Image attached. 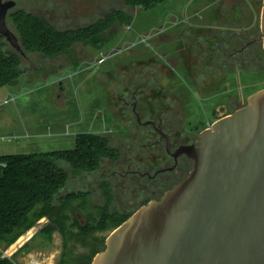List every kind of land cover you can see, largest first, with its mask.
Instances as JSON below:
<instances>
[{"label":"rangeland","instance_id":"1","mask_svg":"<svg viewBox=\"0 0 264 264\" xmlns=\"http://www.w3.org/2000/svg\"><path fill=\"white\" fill-rule=\"evenodd\" d=\"M14 1L12 10L34 13L58 29L86 25L113 9L134 15L131 24L113 27L112 34L107 31V40L99 47L75 44L69 55L51 59L21 49L22 74L15 84L0 88V102L14 96L0 104V123L10 118L0 124V154L68 149L79 132L106 135L118 149L117 160H102L92 173L69 174L61 189L90 191L89 208L103 202L98 187L103 179L112 192L111 209L133 213L148 200L160 198L190 171L191 162L183 156L173 171L152 178L145 175L171 166L172 159L163 139L150 125L137 122L136 114L141 122L159 125L175 148L197 141L202 130L264 88L261 41L244 52L239 51L240 41L232 47L225 44L238 29L243 31L242 25L256 38L262 0H166L151 9L134 10L122 0ZM212 24L221 26L216 31L220 39L209 45L212 33L206 29ZM7 25L14 31L8 20ZM227 26L234 30H224ZM1 41L5 50H16ZM59 165L67 171L66 163ZM75 213L83 220L88 210ZM47 222L42 218L12 244L8 254L16 264H25L30 255L40 264H59L62 236L53 231L45 238L39 231ZM110 232L69 241L64 250L68 264L98 248L94 239Z\"/></svg>","mask_w":264,"mask_h":264},{"label":"water","instance_id":"2","mask_svg":"<svg viewBox=\"0 0 264 264\" xmlns=\"http://www.w3.org/2000/svg\"><path fill=\"white\" fill-rule=\"evenodd\" d=\"M14 6V0H0V36L21 51L7 25ZM259 25L255 40L264 50V0ZM136 118L163 139L173 159L153 176L173 170L180 156L191 169L114 228L90 264H264V88L202 130L197 141L175 148L159 125Z\"/></svg>","mask_w":264,"mask_h":264},{"label":"trees","instance_id":"3","mask_svg":"<svg viewBox=\"0 0 264 264\" xmlns=\"http://www.w3.org/2000/svg\"><path fill=\"white\" fill-rule=\"evenodd\" d=\"M165 1L122 0L124 6L131 10L151 9ZM133 16L126 10L113 9L86 25L58 29L34 13L11 9L7 20L24 52L38 53L51 59L69 55L75 44L101 46L107 40V31H112L115 26L131 24ZM241 16L237 14V19H241ZM220 27L212 24L206 29L212 33V38L206 41L209 45L220 39L216 34ZM227 28L224 30H234L232 26ZM240 28L243 31L238 29L230 36L232 41L227 37L225 44L232 47L235 41H240L243 49L239 51L244 52V48L256 44V40L247 33L245 25ZM1 39L4 38L0 36V88L15 84L23 72L20 68V51L5 50ZM223 39L225 41V37ZM118 158V149L109 144L106 135L91 132L77 133L73 146L68 149L0 154V264H16L12 257L3 256L4 250L42 218L48 220L39 231L45 238H50L53 231H58L62 236L63 253L59 264H68L70 261L64 251L69 241L87 239L97 232L112 231L121 224L132 213L111 209L113 196L107 180L103 179L98 184L103 202L90 208V191L61 190L67 184L69 174L92 173L100 168L102 160L115 161ZM61 162L68 165L67 171L59 165ZM82 208L88 210L83 220L75 213V210L80 211ZM72 228L76 231L73 232ZM105 238H95L94 244L97 243L95 247L98 248L94 247L88 254H81L78 258L73 257L71 261L75 264H90L93 256L104 248Z\"/></svg>","mask_w":264,"mask_h":264},{"label":"built area","instance_id":"4","mask_svg":"<svg viewBox=\"0 0 264 264\" xmlns=\"http://www.w3.org/2000/svg\"><path fill=\"white\" fill-rule=\"evenodd\" d=\"M104 58L100 59L98 62L100 63L101 61H103ZM14 99V96L12 94H10V96H8L7 98L3 99L0 104H7L8 102H11L13 101ZM12 249V245L9 247L8 250H6V252H3V256H6V257H10L9 256V251ZM11 255V254H10ZM25 264H40L39 260L35 257V256H29L25 262Z\"/></svg>","mask_w":264,"mask_h":264},{"label":"flooded vegetation","instance_id":"5","mask_svg":"<svg viewBox=\"0 0 264 264\" xmlns=\"http://www.w3.org/2000/svg\"><path fill=\"white\" fill-rule=\"evenodd\" d=\"M168 156H169V155H168ZM169 157L172 159L171 156H169ZM180 157H183V156H180ZM180 157H179V158H180ZM184 157H185V156H184ZM179 158H178V160H179ZM185 158H186V157H185ZM178 160H177V164H178ZM188 160H189V159H188ZM189 161H190V160H189ZM177 164H176V166H177ZM172 165H173V159H172ZM172 165H171V166H172ZM176 166L173 168V170L176 168ZM173 170H171V171H173ZM162 173H163V172H162ZM137 175H139V176H143L144 173L137 172ZM145 175H146L148 178H152V177H156L157 174L154 175V176L152 175L151 177L148 176V173H145ZM149 175H150V174H149ZM164 192H165V191H164ZM150 200H152V199H150ZM148 201H149V200H148Z\"/></svg>","mask_w":264,"mask_h":264},{"label":"crops","instance_id":"6","mask_svg":"<svg viewBox=\"0 0 264 264\" xmlns=\"http://www.w3.org/2000/svg\"><path fill=\"white\" fill-rule=\"evenodd\" d=\"M240 1H242V0H240ZM240 1H239V3H240ZM236 6H241V4H237ZM237 16V15H236ZM243 48H241V50H242ZM10 120V118L8 117V116H6V118H4V119H2V122L4 123V122H7V121H9ZM1 122V123H2ZM0 123V124H1Z\"/></svg>","mask_w":264,"mask_h":264}]
</instances>
